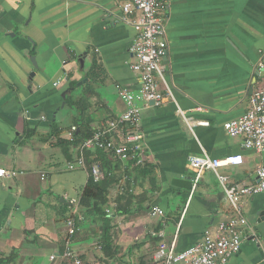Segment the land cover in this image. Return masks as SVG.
<instances>
[{"label":"crops","instance_id":"1","mask_svg":"<svg viewBox=\"0 0 264 264\" xmlns=\"http://www.w3.org/2000/svg\"><path fill=\"white\" fill-rule=\"evenodd\" d=\"M125 1L0 0V152L7 153L9 143L14 147L24 135L32 144L14 150L13 161L0 158L1 168L16 172L0 177V264H75L50 259L64 249L70 206L62 197V205L54 207L59 216L42 218L46 210L35 206L41 194L35 181H44L48 173L33 171L30 165L55 169L61 158L68 163L79 156L77 148H71L69 159L56 146V137L49 136L53 122L66 140L75 125V112L66 102L61 107L62 93L69 94L70 84L89 82L85 113L95 129L124 112L120 88L139 89L129 51L135 16L125 20L121 9ZM164 18L169 47L160 88L168 87L174 101L167 97L160 106L139 103L144 165L151 175L137 180L132 168L120 163L112 167L115 181L105 211L110 210L116 256L103 255L101 224L79 207L81 220L71 244L80 264H121L122 256L131 264H158L153 255L161 241L175 240L176 250H185L230 216L211 171L202 174L189 198L190 155L242 154V165L220 169L242 184L254 182L256 169L264 167V154L244 148L242 138H231L222 128L225 121L245 112L250 95L263 82L264 0H170ZM60 109L66 112L57 121ZM128 177L132 180L127 188ZM124 190L134 195L127 212L117 210L123 206ZM153 206L164 215L151 216ZM261 209L264 193L244 200L242 214L251 229L244 231L239 253L225 264H264Z\"/></svg>","mask_w":264,"mask_h":264},{"label":"built area","instance_id":"2","mask_svg":"<svg viewBox=\"0 0 264 264\" xmlns=\"http://www.w3.org/2000/svg\"><path fill=\"white\" fill-rule=\"evenodd\" d=\"M169 1L127 0L123 3L121 9L125 20L132 14L135 16L131 22L135 37L129 51L134 57L131 69L139 75V89L136 91L119 89L118 94L125 104L124 112L109 121L105 127L97 128L92 136L84 140L79 148V156L68 162V170L82 168L88 171V176H91L94 182L101 181L105 171L100 161L93 162L88 170L83 155L85 150L95 149L108 153L113 160L129 168L141 167L145 164L146 152L139 103L152 102L154 106H160L167 97L174 101L168 87H165L164 91L160 88V82H164L162 63L169 47L164 18ZM179 112L183 114L182 111ZM200 124L208 123L200 122ZM222 128L231 138L241 137L244 148L264 154V78L262 85L250 95L245 112L238 118L225 121ZM76 130L75 125L70 127L67 135L69 141L73 140V133ZM243 162L242 154L228 155L224 158H211L206 154L188 157V166L192 171L189 198L202 174L211 171L223 190L231 215L220 221L214 231L205 230L202 240L185 250L177 251L175 240L161 241L153 255L158 264H225L239 253L243 233L251 229L242 214L243 203L250 196L264 193V167L260 166L256 169V178L249 184L231 180L220 169L240 166ZM15 175L16 172L0 167V177ZM68 204L70 212L65 220L67 235L64 239V249L61 254L51 255L50 259L59 257L62 261L80 264L79 256L71 244L72 237L78 229L77 224L81 220L80 200L70 199ZM106 212L109 213L110 210L107 209ZM150 214L160 217L164 212L158 206H153Z\"/></svg>","mask_w":264,"mask_h":264},{"label":"trees","instance_id":"3","mask_svg":"<svg viewBox=\"0 0 264 264\" xmlns=\"http://www.w3.org/2000/svg\"><path fill=\"white\" fill-rule=\"evenodd\" d=\"M89 82L83 84L82 86L77 85V83H72L69 86V94L65 97L66 106L68 109L73 110L75 113L72 118L73 124L76 125L77 130L73 133V140L69 141L63 138H60L62 130L58 127L56 122H53L51 125L50 137H56V146H58L62 151H64L68 158L71 159L72 155L69 154L71 148H77V154L79 155V148L84 142L85 139L92 136L95 132V128L90 126L92 121L89 114L85 113V109L88 107V102L86 99L90 94L88 89ZM82 89L83 94H80L78 90ZM101 125L99 128L106 126ZM84 158L89 170L90 165L99 159L101 161L102 168L105 171L104 178L99 182H94L91 176H88L87 181L82 189L80 194V206L84 209L83 213L90 216L94 222H100L101 224V233H100V245L104 256H116L117 255V246H115L111 240L110 230H111V218L109 214L105 211V207L108 203V193L113 181H115V175L112 173V167H117L119 163L116 160H113L108 153L102 152L98 149L93 151L85 150ZM134 173V179H139L142 176H150L151 170L143 165L141 167L132 168ZM130 178V179H129ZM131 177H128V180L125 182V186L128 188L131 184ZM125 191V190H124ZM124 193H127L123 200V206H117V210L127 212V206L130 205L134 195L129 194L128 190ZM129 194V195H128ZM129 248L128 252H130ZM116 259V258H114ZM126 256L119 257L118 260L121 264H131L130 262L125 261ZM133 264V263H132ZM136 264H146L143 261H140Z\"/></svg>","mask_w":264,"mask_h":264},{"label":"rangeland","instance_id":"4","mask_svg":"<svg viewBox=\"0 0 264 264\" xmlns=\"http://www.w3.org/2000/svg\"><path fill=\"white\" fill-rule=\"evenodd\" d=\"M52 90L54 89H50L49 91ZM63 112L65 113L66 109H60V111L57 114V121L59 120ZM28 141L29 140H27L26 135H24L21 142L17 140V143L14 147H12L13 144L9 143L10 145H8V152L7 153L0 152V158L5 159V157H7L9 158L10 161H13L14 150L18 151V149L21 146L23 145L27 146ZM35 141L39 142V140L38 141L35 140ZM28 146L32 147V144H29ZM42 154H44L43 151H40L39 155L42 156ZM56 162L59 163L58 166L55 168L57 170L54 169L53 165L52 166L46 164H41L37 166L35 164L30 165L32 166L31 169L33 171L36 172L39 171V173L41 172L48 173V177L44 181L39 182L38 179L35 181V183L39 185L38 191L41 192V194H40V199L34 201L37 210H39V208L46 210V213L43 212V216H42V218H44V220L46 221L50 220L55 215L59 216V214L56 213V210H54V207L55 205H62L61 204L62 202H60V198L63 197L66 201H69L70 199H79L81 190L87 180V171L85 169L77 168L74 170H68L67 169L68 163L65 159L62 158ZM95 243L96 241L94 242V244ZM32 262L34 263L37 261L34 259L32 260ZM42 262L43 261L41 260V263Z\"/></svg>","mask_w":264,"mask_h":264},{"label":"water","instance_id":"5","mask_svg":"<svg viewBox=\"0 0 264 264\" xmlns=\"http://www.w3.org/2000/svg\"><path fill=\"white\" fill-rule=\"evenodd\" d=\"M32 60L34 61L33 58H32ZM32 74H33V73H32ZM86 81H87V79H84V80H83V82H86ZM81 83H82V82H78V83H77L78 86L81 85ZM65 97H66V93L63 92V93H62L63 102H62L61 107H63L64 104H65ZM189 188H190V187H189ZM60 200L63 201L62 198H61ZM258 215H259V218H260L261 220H264V209L259 210Z\"/></svg>","mask_w":264,"mask_h":264}]
</instances>
